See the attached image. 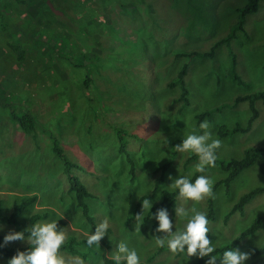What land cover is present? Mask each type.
Wrapping results in <instances>:
<instances>
[{
	"label": "rangeland",
	"instance_id": "374dc122",
	"mask_svg": "<svg viewBox=\"0 0 264 264\" xmlns=\"http://www.w3.org/2000/svg\"><path fill=\"white\" fill-rule=\"evenodd\" d=\"M39 1L30 0V10L38 11ZM127 1L88 0L91 9L80 11H84V25L80 27L74 21L80 19V12L70 13V16L63 15L62 18L66 21L68 17L73 19L58 26L62 33L47 30L38 34L37 22L30 19L31 13L20 9V3L0 0V88L3 89L0 93V201L4 204V213L9 214L13 199L35 195L31 209L47 213L40 220L62 219L66 240L70 236L85 239L82 232L90 228L69 199V184L61 161L52 151V138L65 150L70 161L81 166L73 169V173L93 194L87 200L91 214L96 224L103 221L109 227L108 232H112L108 237L106 235V245L109 246L104 250L107 256L110 257L117 243L125 241L130 248L136 249L140 263L194 264L195 256L185 261L182 254H173L166 246H156L154 237L150 235L156 221L143 213L145 222L139 227L134 215L141 211V197L153 201L152 206L159 201V194L152 192L153 182L159 175L152 174L154 167L167 161L171 163L164 185L169 183V175L175 177L194 172L198 161L184 167L182 164L190 153L178 152L168 143L171 139L181 138L180 133L187 132L190 127L198 128L199 124L196 126L194 122L195 113L202 110L213 113L204 121L209 124L212 138L221 142L216 149L219 156H240L249 146L264 148V106L261 101L255 102L259 116L247 133L221 137L216 127L222 123L228 128H232L234 123L244 124L250 114L248 103L234 105L235 98L264 90V0L259 3L258 11L246 19L244 27L248 36H240L231 42L236 55V74L243 84H231L224 78L229 66L225 46L218 49L215 60L192 58L185 77L189 103L184 105L179 115L175 112L182 103H171L178 98V90L168 87L175 71L173 66L177 63L172 56L181 50L202 52L208 49L211 41L227 29L226 23L233 22L235 9L245 0H192L200 4V14L206 18L207 26L204 28L201 19L195 15L192 17L194 27L189 32H184L183 28L184 20L186 23L189 21L186 0L135 2L138 9L134 12L129 11ZM149 6L156 9L158 19L153 17L151 10H143ZM171 11L177 12L180 19ZM55 16L61 18L57 14ZM170 18L173 25L180 26L176 32L169 31ZM135 21L138 25L134 24ZM120 26H126L127 30L116 32ZM131 28L135 29L132 36L135 38L120 37L126 35V31L132 32ZM63 30L67 32L64 42ZM29 33L36 34L34 41L30 39L27 42ZM11 46H18L25 52L26 57L20 64L14 63L10 57L15 58ZM83 54L87 56L83 57ZM144 64H151L152 69L143 67ZM86 76L90 77L88 86L83 85ZM15 77L20 79L16 81ZM132 91L142 94L138 101H146L145 112L152 109L154 116L141 119L146 113L134 110L132 104L128 106V102L135 101ZM30 93L34 100L28 106L25 96ZM169 104L174 105L165 106ZM222 104L225 106L220 108ZM23 109L30 110L35 116L36 135H26L12 119L13 111L21 114ZM116 131L122 136L128 132L130 138L117 136ZM144 132L146 137L137 140L142 143L135 144L130 140L133 133ZM123 139L127 151L140 164L133 180H130L124 155L119 153ZM204 175L213 182L223 176L214 167ZM259 183L254 165L232 185L235 195L230 194L227 198L222 190L217 191V218L209 220L207 225L213 244L229 243L255 216L264 215V194H259L246 206L244 213L237 212L228 221L223 217L240 194ZM208 197L199 202L176 198L175 207L169 210L176 227L180 225L174 214L178 205L194 206L206 212ZM0 225H3L2 236L9 230H15L12 224L0 222ZM23 225L28 226L26 220ZM263 244L264 230H260L242 239L235 248L250 253L245 262L248 264L253 261L255 250ZM7 245L18 247L26 245V242L13 241ZM156 252H159V257L151 259ZM62 255L66 257V264H76L77 258L80 264H102L90 250L87 262L82 261L79 253L64 252ZM6 261L0 254V264H6Z\"/></svg>",
	"mask_w": 264,
	"mask_h": 264
},
{
	"label": "trees",
	"instance_id": "16d2710c",
	"mask_svg": "<svg viewBox=\"0 0 264 264\" xmlns=\"http://www.w3.org/2000/svg\"><path fill=\"white\" fill-rule=\"evenodd\" d=\"M29 1L30 0H16V2L20 3V9H22V11H28L29 13H31V17L30 19L35 20L37 22L38 28V34H40L41 32H46L47 30L50 31H54L56 30V32L58 33H62V30H60L58 28V26H60V23L63 22H69V20L73 19V17H68L67 21L65 19H63V15L64 16H70V13H76V12H80L81 9L87 10V9H91L89 4L86 1H82V0H40L39 1V7H38V11L37 10H30L29 8ZM99 1V0H97ZM262 0H245V2L240 5L239 7H237L235 9L236 11V17L233 20V22H230L229 24L226 23V27L227 29L221 33H219V35L217 37L214 38V40L211 41L210 46L208 47V49L200 52L201 50H197V49H191V50H181V51H176V53L174 54V56H172L174 58V60H177V63L173 66V69L175 68L174 74H172L171 77V82L169 83L168 87L172 88V89H176L178 90V98L173 99L171 103H175L176 101L181 102V106L176 109L175 114L179 115V113L181 112V110L183 109L184 105H188L189 103V99H188V87L186 85L185 82V77L187 76V73L189 72V68H190V64L192 63V61L190 62V60L192 58H201V57H205L208 58L209 60H215L216 59V55H217V51L220 47L225 46L226 47V51L229 55V66L227 69V74L224 75V78L227 79L231 84H236V85H241L243 84L240 76H238V74H236V55L235 53L232 51L231 49V42L234 39L239 38L240 36L243 37H247V32L245 30L244 24L246 22V19L249 15L254 14L256 11H258L259 9V3ZM139 3V4H144V0H128L127 1V6L129 8V11L133 10L137 11L138 7L137 4L135 3ZM186 2L189 4V21L186 23L184 20V32H189L193 29L194 27V20L192 19L193 16L197 15L198 19L200 18L201 21L203 22V26L204 28H206L207 26V21L206 18L203 17L200 13H201V7L199 3H194L192 2V0H186ZM124 4V5H126ZM25 7H24V6ZM124 7V6H123ZM154 7L149 6L143 10L145 11H150L153 14V17L155 19H158L159 15L156 12V9H154ZM13 10V9H12ZM50 10V11H49ZM51 10L54 12L52 13ZM153 10V12H152ZM154 12H156V15L154 16ZM174 16H176L177 18H179L178 13L177 12H173ZM140 13V12H139ZM55 14H57L58 16H61L56 18ZM148 14V13H146ZM30 15V14H28ZM78 15H80V19L79 20H74L75 22L79 23L80 27L82 25H84V11L80 12ZM140 15L142 16V18L144 17V15L142 13H140ZM164 18L166 19V16L163 15ZM191 16V17H190ZM150 19V17H149ZM180 19V18H179ZM59 20V21H58ZM183 20H181L182 22ZM142 24H143V20H141ZM162 24H165L164 22L160 21ZM134 24H137V21H135ZM138 25V24H137ZM179 25H173L171 22V18H170V24H169V31H175L177 30ZM121 28L117 29L116 32L118 31H122V30H127L126 26H120ZM180 28V26H179ZM132 32H128L126 31V35L120 36L121 38H126L129 40H132L134 37H132L135 33V29L131 28ZM36 31V32H37ZM171 31V32H172ZM35 32V33H36ZM27 34V42L30 41V39H32L33 41L35 40V35L36 34ZM63 33L65 34V37H63V42L66 41V37H67V32L65 30H63ZM119 33V32H118ZM39 38V37H38ZM48 41V40H45ZM207 42V41H206ZM68 43V42H67ZM54 45V44H53ZM12 50H14V55L15 58L13 56H10L13 60L14 63H18L20 64L21 61H23L25 59L26 56H24V51H21V49H19L18 46H11ZM83 57H86L87 54H83ZM84 65L86 63V61L84 60ZM83 65V66H84ZM147 67V69H152L151 64L146 65L144 64L143 67ZM38 70H41V66H40V62H38ZM9 71V70H8ZM7 71V72H8ZM6 72V73H7ZM6 73L4 74V77L6 75ZM56 74L58 75L57 71ZM91 77V73L89 74ZM137 75V74H136ZM34 76H35V72H34ZM38 76L40 77L41 75L38 74ZM90 77L86 76L83 80V85L88 86L90 84ZM1 78V76H0ZM20 78L15 77V80L18 81ZM29 82V80H28ZM35 89V88H34ZM26 90V89H24ZM17 91V89H16ZM3 92V89L0 88V93ZM134 94V103H129L128 102V106L130 104L133 105V109L134 110H142L143 113H146L145 115L141 116V119H145L146 116H154V112L152 111V109H149L147 112H145L144 108L145 106H147L146 101H138V98H140L142 96V94H138L136 92H133ZM34 100L33 95L30 93L27 96H25V101L28 103V106L30 103H32ZM257 101H261V103L264 106V90H257L254 92H250V93H245L244 96H238L235 98L234 100V105L240 103V102H247L248 103V109H249V115L246 119V122L243 123H234V125L232 126V128H228V126L225 123H222L221 125H218L216 127L217 131H218V135L221 137H225V136H229L232 134H236V133H247L251 128L252 125L254 123V121L258 118L259 116V112L255 106V102ZM178 102V103H179ZM226 104V103H225ZM225 104H222L220 108H223L225 106ZM174 104H169V105H165L166 107L169 106H173ZM233 106V105H232ZM231 107V105H230ZM220 108H217V110H219ZM23 112H21V114H17V112H12V119L14 120V122L18 125V128L21 129L23 131V133L27 134H35V130H36V118L35 116L30 112V110L27 109H23L21 110ZM213 115V113L209 110H202L198 113H195L194 117V122L196 124V126L201 122L204 121L205 118H211V116ZM136 119H138L137 117H135ZM139 120V119H138ZM39 125V122H38ZM117 136H121V137H128V132L125 133L122 136V133L116 131ZM146 133L144 132V134H140V133H133L131 135V139L132 141H134L135 144H140L142 142H137V140H142L143 138L146 137ZM130 138V137H128ZM52 141V151L54 152L55 156L58 158V160L61 161L62 166H63V173L66 176V180L69 184V189H68V195H69V199L72 200L74 202L75 205V211H78L80 214V217L87 223V225L89 226L90 229H93L97 224L95 221L94 216L91 214V210L90 207L87 204V200L89 198L93 197V194L82 184V182L79 180V178L73 173V169L75 168H80L81 166L74 163L73 161H70L67 157H66V152L64 149L61 148V146L54 141L51 138ZM180 138H176V139H171L169 140V145L172 146V148L174 147L175 144L179 143ZM128 147V146H127ZM66 148V147H65ZM145 148V146L142 147ZM67 150H70L69 148H66ZM141 150V152H142ZM72 151V150H71ZM141 152H139L138 154H140ZM119 153L124 155V159L126 162V165L128 167V174L130 177V180H133V178L136 176L137 173V169L138 166L140 164H138L133 157L131 156V154L127 151L126 149V141L125 139H123V142L120 145L119 148ZM137 153V152H136ZM176 153V152H175ZM215 155H216V160H215V164L214 169H219L223 176L220 179H217L216 181L213 182L212 184V188H211V195L206 198V215H207V219L209 220H215L217 218V211H218V207L216 206V193L219 190L223 191V194L225 197L229 198L230 194H234L233 193V188L232 185H234L235 181L237 180V178H239V176H241V174L251 168L252 166L256 165V170H257V175L259 176V180L260 183L255 186L252 187L251 189H249L248 191L243 192L242 194H240L236 200L234 201L233 205L231 206V208L226 212V214L223 216L225 221H228V219L235 213H244V209L246 208V206L259 194H264V148L261 146H249L246 147L242 154L240 156H219L216 149H215ZM177 159V156H176ZM197 161V157L194 154H189L188 158L185 159V161L183 162V166L184 167H188V165L192 162ZM170 162H163L160 165L154 167L152 174L155 175L156 173L159 174L158 177L154 180L153 182V187H152V192L153 194H159V201L158 202H154L155 204L152 206L151 211H155L157 208L159 207H166L168 208V210H171L175 207V203H176V198H177V193L174 191H171L167 185H164V181L166 179V173H167V169L170 166ZM210 167H206L205 172L204 173H198V172H194L191 173L190 175V179L194 180L195 177L197 175H204L205 173L208 172V169ZM235 195V194H234ZM146 197H141L140 201H143ZM152 198V196H151ZM36 200V196L35 195H25L22 197H18L16 199H13L11 202V211L9 214H5L4 213V209H3V202L0 201V222L1 223H8V224H12L15 227V230H23L26 227H23V221H27L28 226L31 225V223H34L40 219H43L47 216L46 212H42V211H38V210H32V204L35 202ZM147 215L149 216L150 214L147 213ZM58 226H60L61 228H63V224L64 222L62 221V219H58ZM19 225H21L22 227H19ZM27 226V227H28ZM109 227L107 226V230L105 233V237L109 234H111L112 232H108ZM260 230H264V215L261 216H255L252 221L245 226L240 232L239 234L232 240L231 244L229 243H224L222 245H215L216 246V254L220 253L223 250L224 246H228V247H236L238 245V243L242 240L245 239L248 236H252L253 234H255L256 232L260 231ZM209 235V233L207 234ZM211 235V234H210ZM106 239H102L99 243V248H95L94 246H89L86 244L85 239H77L75 236H70L65 243L61 246L60 248V254L62 255L64 252H70V253H79L82 257V261L83 262H87V256H88V251H92L95 255V257L99 258V260L101 261L102 264H112V261L110 260L109 256L106 255V252L104 250V247L109 246L106 245ZM3 236L0 233V239H2ZM27 245H22V246H18V247H12L9 245H5L4 247L0 248V254L6 258V260L14 254V252L16 251V249H20L23 250ZM160 252V251H159ZM159 252L155 253L152 258H156L159 257ZM254 258L253 261H251L248 264H264V244L262 246H260L259 248H257L253 254ZM154 258V259H155ZM66 259V257H65ZM207 258H202V259H197L194 264H204L205 260ZM67 263V261H66ZM140 264H145V263H140Z\"/></svg>",
	"mask_w": 264,
	"mask_h": 264
},
{
	"label": "clouds",
	"instance_id": "9594fccd",
	"mask_svg": "<svg viewBox=\"0 0 264 264\" xmlns=\"http://www.w3.org/2000/svg\"><path fill=\"white\" fill-rule=\"evenodd\" d=\"M207 121H201L196 127H190L187 132L180 133V141L174 147L178 152L194 154L197 163L194 166L195 172L204 173L206 167L215 164V149L219 148L220 140L212 138L208 131ZM156 160L155 162H158ZM190 175L168 176V188L177 193V199L182 201L199 202L211 195L213 181L206 175H197L194 180ZM159 198V197H158ZM157 198V199H158ZM153 201L144 199L141 204V211L134 215L139 225L145 222L143 213H149L148 218L156 221V226L151 232L154 243L158 247H167L173 254H182L187 261L195 256L197 259L207 258L205 264H245L250 253L241 251L239 248L224 246L223 250L216 254V246L210 241L209 221L203 211L196 207H185L180 204L175 208V217L180 221L176 227L173 218L169 216L166 207H159L151 211ZM58 220H38L31 223L23 230H9L0 239V248L10 242H26L23 250L16 249L6 264H66V259L60 254V248L65 243L66 234L63 228L58 226ZM3 225H0V231ZM107 224L99 222L93 229L82 232L85 242L89 246L99 248V243L105 238ZM139 230V228H138ZM157 233L159 235H157ZM234 239V238H233ZM230 241V244L232 240ZM112 264H140V257L135 248H130L125 241L115 245L110 255ZM76 264H80L77 258Z\"/></svg>",
	"mask_w": 264,
	"mask_h": 264
}]
</instances>
